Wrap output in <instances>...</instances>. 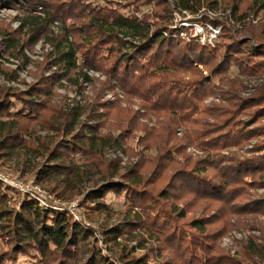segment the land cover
I'll use <instances>...</instances> for the list:
<instances>
[{"label": "trees", "instance_id": "obj_1", "mask_svg": "<svg viewBox=\"0 0 264 264\" xmlns=\"http://www.w3.org/2000/svg\"><path fill=\"white\" fill-rule=\"evenodd\" d=\"M14 1L0 0V5H14ZM174 1L176 9L196 12L208 0ZM18 2V6L26 12V17L20 19V27L30 29L29 37L25 39L27 43L39 40L54 21H61L63 29L57 35L46 37L52 47V63L58 70L49 81L44 78L24 93L9 89L0 93L1 154L13 153L26 146L32 139L28 127L33 124L45 129L48 134L52 133L43 145L44 160L35 172L36 180L63 177L75 184L88 166L96 167L104 176L108 173L100 168L106 165V170H112V176L120 178V181L107 178L86 195L93 204L90 208L96 211L110 209L105 202L109 194L121 196L123 204H126L124 221L102 230L107 241L117 242L118 238H123L154 242V248L147 254L124 262L244 264L233 258L224 261V253L208 239L206 224L200 218L189 221L185 226L192 230L190 233L184 231L181 234L182 230L174 221L178 217L184 219L185 214L178 210L173 215L174 211L170 208L172 202L190 195L195 200L223 198L224 212L238 215L246 208L233 207L236 188H240L243 182L257 185L264 177L262 164L253 171L246 168L254 174L249 181L245 179L246 175L241 176V173L247 174L246 163L254 164L258 159L256 157L231 159L227 161L229 164L239 162L236 171L231 174L227 167L219 174L224 162L222 159L192 161L183 155L188 145L207 152L210 149L217 151L226 145L246 142L254 136H264L261 129L239 127L234 130L231 125V122H236L235 118L248 116L246 104H250L249 108L261 104V97L241 100L237 95L240 75L264 72V63L255 66L258 62L255 52L264 45L261 40L258 41L260 47H252V42L248 45L247 41H225L203 46L167 36L164 32L171 8L165 0H126L125 5L115 7H108L107 4L120 2L108 1L105 5L89 0ZM212 2L217 3L216 0ZM39 5L43 6L44 15L33 13ZM245 11L241 12L236 4L231 13L235 20L243 22L247 17ZM0 30L7 40L6 49L13 52V47L19 43L21 30L11 32L1 27ZM126 47L129 50H124ZM233 68L237 72L236 77L228 75ZM88 70L98 71L108 80H114L116 86L111 89L120 88L126 98L135 96L141 99L144 114L163 116L160 126L147 127L138 121V112L125 110L115 102L100 103L102 111H86L84 105L63 111L50 101L53 86L69 73L76 71L81 82L92 83L93 79L86 73ZM215 90L220 92V98L226 100V107L201 106L203 97ZM261 109L253 111L250 117L255 120L261 118L264 115ZM204 118L212 122H206ZM177 128L184 129L182 138L176 137ZM132 139H136V148H125ZM173 141L177 144H172ZM24 142L28 143L23 145ZM107 146L117 147L141 160L128 167L120 166V163H106L101 150ZM256 150L253 149V152ZM180 156L183 159H179ZM261 159L264 160V157ZM229 167L234 168L233 165ZM121 170L123 172L119 173ZM144 170L150 173L149 179ZM170 170L173 173L167 177L166 173ZM207 170L216 171L214 177L203 174ZM152 178L153 182H150ZM156 182H165V185L159 191L147 187ZM229 186L231 194L225 191ZM7 199L14 204L19 202L18 208L8 207ZM250 207L254 212L264 213V208ZM93 234L94 231L87 225L73 221L65 209L42 208L32 198L20 197L16 192L9 193L8 188L0 185V264H21L17 261L20 256L27 257L30 260L28 264H119V257L128 254L126 246L121 247L117 258L102 253ZM262 245H253L252 254L257 259H247L249 264L264 262ZM153 252L155 260L150 263L149 254Z\"/></svg>", "mask_w": 264, "mask_h": 264}, {"label": "rangeland", "instance_id": "obj_2", "mask_svg": "<svg viewBox=\"0 0 264 264\" xmlns=\"http://www.w3.org/2000/svg\"><path fill=\"white\" fill-rule=\"evenodd\" d=\"M23 2L24 0H19ZM102 5L107 4L108 1H118L120 3H108V7H115L117 5H125L126 0H89ZM171 8L169 13V20L167 24V30L164 32L167 36H172L183 42H196L200 45L213 46L225 41H231L233 43H241L247 41L249 45L252 42V47H260L258 41L264 44V0H216L217 3L212 2L214 0H208L203 4L196 12L183 11L175 8L174 0H165ZM18 0L14 1V5H0V27L1 29H7L13 32L15 29H20V40L16 47H13V52H9L6 49V38L0 34V93L3 90H10L12 92L24 93L31 87V85L39 84L44 78L45 81H49L50 76L56 71V67L52 63L53 54H51L52 47L46 41V37H51L52 34L57 35L62 32L63 26L61 21H54L48 25V29L41 38L35 42L27 43L25 39L29 37V28L20 27V19L26 17L24 12L19 6ZM16 3V6H15ZM238 5L240 10L246 9L247 17L243 22H238L232 15L233 5ZM111 5V6H110ZM118 6V7H119ZM43 6L39 5L33 11L36 15H44L42 11ZM121 8V7H120ZM130 8V7H129ZM146 10V7H143ZM126 11V10H125ZM59 20V19H58ZM192 24H198L197 27H192ZM2 30H0L1 32ZM201 32V33H199ZM29 33V34H28ZM199 33L200 35H196ZM18 36V35H17ZM230 37V40H226ZM258 38L259 40H257ZM250 40V41H249ZM21 43L23 45H21ZM263 48L258 49L255 53V66L259 63H264V45ZM244 47V46H243ZM124 50H129L127 47ZM261 60V61H260ZM260 61V62H259ZM258 68V67H257ZM259 70V69H258ZM259 72V71H258ZM86 73L93 79L92 83L81 82L79 80V74L74 71L69 73L65 78L61 79L53 86V91L50 96V101L53 104L58 105L63 111H68L76 105H84L86 111L94 109V111H102L100 103L107 101L118 103L117 105L128 111L138 112V121L145 124L147 127L160 126V121L163 120V116L156 117L153 114L146 115L142 109V101L138 97L131 96L126 98L120 88L111 87L116 86L114 80H108L107 76L101 74L98 71L88 70ZM229 76L236 77V70L230 69ZM240 86L237 90V95L241 100L253 99L261 97L259 105L248 107L250 104H246V113L248 116H241L235 118V123L231 122L232 129L236 130L239 127L245 129H261L264 131V115L261 118L253 119L250 117L253 111L262 107L264 113V72L259 74L252 73L251 75L239 77ZM73 80L77 81L74 83ZM226 87H224L225 89ZM210 93V92H209ZM220 92L218 90L212 91L211 95L206 94L203 97L201 106L219 107L227 105L226 100L220 98ZM262 113V114H263ZM114 122V119H109ZM206 122H212L211 119L204 118ZM22 125L25 126V122L22 121ZM236 125V126H235ZM31 135L30 142H24L23 148H18L13 153L1 154L0 152V185L4 188H8L10 192H16L20 197L27 196L35 201V204L55 211H67L72 217L73 221L87 225L94 231V238L98 239L97 247L101 249L102 253L109 254L113 258H117L120 254L122 246H126L127 255L122 258L119 257V264H133L132 262H124L126 259H132L133 257L141 256L144 253H148L150 249L154 248V242L148 240H125L118 238L117 242L107 241L106 235L102 230L109 229L118 223L124 221V212L126 204H123L124 200L121 196L109 194L105 200L108 203L110 209L96 211L94 208H90L93 204L87 199L86 195H89L90 191L99 187L105 179L113 181H120V178L112 176L113 171L100 168L108 173V176H104L94 166H88L83 170L81 178L75 183L71 184L67 182L63 177H57L49 180H36L35 172L41 165L43 159L42 152L44 149V143L49 140L51 132H48L40 128L38 125L30 124L28 127ZM231 130V129H230ZM115 133V132H113ZM140 132L136 133L139 134ZM184 135V129H176V137L182 138ZM29 141V140H27ZM136 139H132L125 146L132 149ZM177 144L173 141L172 144ZM227 143V142H226ZM225 143V144H226ZM224 144V145H225ZM222 146V145H221ZM220 146V147H221ZM258 146V147H257ZM255 147V148H254ZM257 147V148H256ZM253 149H257L253 152ZM264 136H254L246 142H242L235 145H226L220 150L210 149L208 152L203 151L194 145H188L185 147L183 155L191 158L192 161L199 159H216L217 157L224 161L221 164L222 172L229 170L233 174L239 162L229 164L227 161L231 159L242 160L249 157L258 158L254 164L245 165V179L249 181L250 177H254L251 172L254 169H258L264 165ZM153 152V151H152ZM103 158L106 163H120V166L132 165L139 163L141 158L128 155L126 152L118 149L117 147H104L101 150ZM148 154V152H144ZM255 155V156H253ZM179 159H183L180 156ZM262 164V165H261ZM233 165L234 168L229 167ZM190 168V167H187ZM186 168V169H187ZM242 168H244L242 166ZM246 168H251L249 171ZM184 169V167H182ZM123 172L122 170L119 172ZM173 170L166 173L167 177L171 176ZM214 170H207L205 173L209 177H214ZM144 174L149 179L150 173L148 171ZM264 174V172H263ZM11 178L15 183L21 185L24 190H20L17 186L8 183L5 179ZM153 182V178L150 180ZM264 177L257 185L251 183H240L241 187L236 188L237 196L232 201L233 207L246 208L241 210L244 213L236 215L226 214L224 212V201L208 198L194 199L193 196H186L182 200H176L171 204V210L173 215L178 210H182L185 214L184 219L180 220L179 217L175 218L174 224L180 227L181 234L186 231L190 233L192 230L187 229L185 226L189 221L200 218L204 220L206 224L207 237L214 243V246L218 250L224 253V261L229 258L243 261L244 264H249L247 259L255 261L257 257L252 254V248L255 244H264V213L254 212L252 207L264 208ZM165 182H156L155 184H148L147 187L156 191H159ZM234 186V185H233ZM225 190L226 193L231 194L232 188L229 186ZM233 190V191H235ZM218 192H216L217 194ZM252 202L253 205L250 203ZM8 207L18 208L19 202L14 204L11 200L7 199ZM258 204L259 206H256ZM208 223V224H207ZM185 229V230H184ZM211 235H215L212 236ZM94 242V239L92 240ZM95 243V242H94ZM117 245V246H116ZM264 246V245H262ZM150 263L155 260V253L149 254ZM227 262L229 263V261ZM17 261L21 264H28L30 260L25 256H20ZM224 264H227L224 262ZM261 264H264L262 262Z\"/></svg>", "mask_w": 264, "mask_h": 264}, {"label": "built area", "instance_id": "obj_3", "mask_svg": "<svg viewBox=\"0 0 264 264\" xmlns=\"http://www.w3.org/2000/svg\"><path fill=\"white\" fill-rule=\"evenodd\" d=\"M197 25H198V24H192L191 26H192V27H197ZM199 33H201V32H199ZM199 33H197L196 35H200ZM0 178L2 179L1 175H0ZM5 180H6L8 183H11L12 185L17 186L20 190H24L23 187H22L21 185L15 183L13 179H11V178H6Z\"/></svg>", "mask_w": 264, "mask_h": 264}]
</instances>
